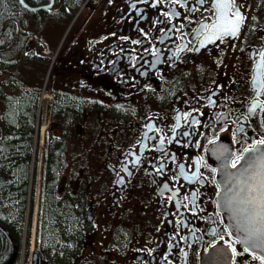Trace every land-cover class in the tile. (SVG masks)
Returning a JSON list of instances; mask_svg holds the SVG:
<instances>
[{"label":"flooded vegetation","instance_id":"af4514ba","mask_svg":"<svg viewBox=\"0 0 264 264\" xmlns=\"http://www.w3.org/2000/svg\"><path fill=\"white\" fill-rule=\"evenodd\" d=\"M0 1L2 79L51 100L23 168L0 122V224L25 221L30 243L35 218L34 264H264L218 199V167L264 139V0H236L220 39L202 32L215 0Z\"/></svg>","mask_w":264,"mask_h":264},{"label":"water","instance_id":"95a60500","mask_svg":"<svg viewBox=\"0 0 264 264\" xmlns=\"http://www.w3.org/2000/svg\"><path fill=\"white\" fill-rule=\"evenodd\" d=\"M264 155V145L257 144L255 151L249 152L248 150L242 155L241 159L237 163V167H230L228 163H223L218 167V182L220 185L219 192V204L220 209L226 219V224L232 233L233 237L237 239L242 247L248 250L264 256V245L260 247H251V245L243 240V233L240 229L244 226L245 217L254 210L252 205H249L247 201L253 196L261 198L264 197L263 190L256 185L257 181L264 180V167H258L255 171L245 172V168L248 167L251 159ZM253 179H249V176ZM250 186L257 188L256 192H250ZM231 198L233 203L229 206L226 201ZM260 203H264V199H260ZM257 211H264L259 207V204L255 207ZM264 239V236L261 237ZM35 255V254H34ZM35 257L32 258L34 263Z\"/></svg>","mask_w":264,"mask_h":264},{"label":"snow or ice","instance_id":"6c2138e0","mask_svg":"<svg viewBox=\"0 0 264 264\" xmlns=\"http://www.w3.org/2000/svg\"><path fill=\"white\" fill-rule=\"evenodd\" d=\"M173 2H178V0H173ZM204 2L205 0H197V3L199 4H203ZM237 7L238 5H236V0H215L213 11L215 20L210 25H205L202 29L203 33L208 34L206 38L210 36L220 39L226 35L235 36L239 32L240 23L243 20L239 11L233 10ZM250 111H255V106H253ZM185 135H187V133H185ZM257 143L259 145H264V139L259 140ZM161 144H163V141H161ZM248 151H255V146L248 149ZM225 159L231 158L225 157ZM240 159L241 157H237L236 160L232 162L231 166L233 168L237 167V163ZM258 167H264V155L251 159L248 167L245 168V172L255 171ZM157 171H162V168H158ZM248 178L253 179L251 175ZM259 187L261 190H264V183H261ZM256 191L257 188L255 186H250V192ZM260 199H264V197L258 198L253 196L247 201L249 205L254 207V210L245 217L244 226L240 229V231L244 234V242L249 243L253 248L264 245V239L261 238L264 236V211L255 210V207L258 204L261 209H264V203H260ZM226 203L230 206L233 201L229 198ZM229 247H231V245H229ZM245 251H248V249L245 248ZM232 254L234 256L238 254L235 248H232Z\"/></svg>","mask_w":264,"mask_h":264},{"label":"trees","instance_id":"16d2710c","mask_svg":"<svg viewBox=\"0 0 264 264\" xmlns=\"http://www.w3.org/2000/svg\"><path fill=\"white\" fill-rule=\"evenodd\" d=\"M6 4L7 2H12L11 0H5ZM3 2V0H2ZM10 11L8 7L5 6V2L2 5L0 1V12L4 14L5 17H7ZM8 19V18H6ZM10 31H8L9 33ZM10 57V54L8 55ZM35 105V100L32 97H25L22 98L18 104L9 103L7 106V120L9 121L10 125H14L17 127V130L21 131L20 139L17 142V139L15 141H10L8 146V154L10 157H8L7 161H9L7 165L12 166L13 168L18 164L20 168H23V166L26 164V161L23 160V155L25 154L24 148L26 143L28 142V138L23 136L22 132H25L26 130L22 131L23 129H27V132H30V135L33 132L34 129V121L32 120V113ZM19 111L20 118L17 121L14 117V113ZM9 126V125H8ZM19 126V128H18ZM17 149H19L17 151ZM14 152V153H13ZM20 153V155L18 154ZM18 155V156H17ZM18 158V159H17ZM12 185L18 186L20 184L19 182L22 180L20 173H18V170L16 172V175H13L12 179ZM19 180V181H18ZM8 223V222H7ZM4 223V226L0 224V264H17L19 260V252L21 248V235L18 232V230L15 228L13 224Z\"/></svg>","mask_w":264,"mask_h":264},{"label":"rangeland","instance_id":"374dc122","mask_svg":"<svg viewBox=\"0 0 264 264\" xmlns=\"http://www.w3.org/2000/svg\"><path fill=\"white\" fill-rule=\"evenodd\" d=\"M1 80V79H0ZM36 82H37V85H40L41 84V86L42 87H44L45 86V84L47 83V77L46 78H44V79H37L36 80ZM39 83V84H38ZM6 90H7V88L6 87H1V82H0V98L1 99H5V95H7L6 94ZM2 94H3V96H2ZM5 96V97H4ZM9 96H11L12 98L14 97V94H11V95H9ZM9 100V98H6V101H8ZM51 100L49 99V98H45V100H43L42 102H41V104H40V106H38L39 107V110H40V113H39V118H41V123H40V126H41V129L45 132L46 131V125H47V122H48V119L46 118V113H47V104H48V102H50ZM0 102H1V100H0ZM3 104H4V106L6 107L7 106V103L5 102V101H3ZM2 111H3V109H2V105H1V103H0V114L2 113ZM19 111L20 110H18L17 112H15L14 113V117L16 118V120L18 121L19 120V118H20V115H19ZM37 111H38V109H37ZM6 112V111H5ZM4 112V113H5ZM7 114H8V111H7V113L4 115V117H5V119H6V121L7 122H9L8 120H7ZM46 118V119H45ZM21 119V118H20ZM1 125V124H0ZM37 143V146H38V142H36ZM40 145V144H39ZM41 147V146H40ZM36 162V161H35ZM38 168H39V166H38ZM37 174V173H36ZM35 182H36V186H41V180H39L38 179V177H36V180L33 178V183H34V185H35ZM32 183V184H33ZM8 196L9 195H5L3 198H5V203L3 204V202H1L0 201V206L2 207V208H4V211H3V214L5 215V216H7V217H9V218H11V208H12V204L13 203H11V202H9V200L8 199H6V198H8ZM38 213H39V211H38ZM38 213H37V216H38ZM22 215H24V212H22ZM24 217V216H23ZM25 225V221H24V224H22L21 225V230H20V234H21V238H22V248H21V250H20V252H19V260H18V263L17 264H31L30 263V259H31V253H32V251L33 250H31L30 249V246H31V244L30 243H28V232H27V230H26V226H24ZM25 237V238H24ZM24 239H26L27 240V242H23V241H25ZM24 243V244H23ZM35 243H34V245L32 246L33 247V249L35 248Z\"/></svg>","mask_w":264,"mask_h":264},{"label":"bare ground","instance_id":"6f19581e","mask_svg":"<svg viewBox=\"0 0 264 264\" xmlns=\"http://www.w3.org/2000/svg\"><path fill=\"white\" fill-rule=\"evenodd\" d=\"M36 203V202H35ZM34 208V207H33ZM34 211V210H33ZM34 213V212H33ZM35 214V213H34ZM34 223H35V218L33 217L32 219V225H31V231H30V236H31V240H30V244H31V248L33 245V241H34Z\"/></svg>","mask_w":264,"mask_h":264}]
</instances>
